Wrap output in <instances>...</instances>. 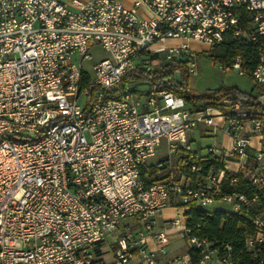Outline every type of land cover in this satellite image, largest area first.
Segmentation results:
<instances>
[{
  "label": "built area",
  "instance_id": "built-area-1",
  "mask_svg": "<svg viewBox=\"0 0 264 264\" xmlns=\"http://www.w3.org/2000/svg\"><path fill=\"white\" fill-rule=\"evenodd\" d=\"M226 36L259 47L254 104L193 109L179 94V65L157 82L125 79L173 62L194 76L191 43L221 46ZM241 60L216 62L247 75ZM199 124L227 145L197 155L188 134ZM262 127L264 0H0V264H205L211 243L188 235L184 213L155 223L175 201L250 212L247 245H264L257 195L221 188L225 172L264 186ZM213 158L223 166H205ZM177 227L201 255L160 263ZM215 264L237 263L226 254Z\"/></svg>",
  "mask_w": 264,
  "mask_h": 264
},
{
  "label": "trees",
  "instance_id": "trees-1",
  "mask_svg": "<svg viewBox=\"0 0 264 264\" xmlns=\"http://www.w3.org/2000/svg\"><path fill=\"white\" fill-rule=\"evenodd\" d=\"M225 52L222 56L211 55L215 61H232L236 54L242 55L241 65L246 69L247 76L258 62L260 50L253 41L236 40L232 36H226L222 45ZM179 65L180 71V91L187 103L193 109H200L205 106H217L224 98L231 100H241L246 104H254L252 90L244 91L235 86H223L220 88L208 89L203 93H196L190 86V80L193 77L185 70L183 63H169L163 68L154 71H143L141 68L129 71L125 79L148 80L157 82L172 75L173 70ZM95 90L93 85L89 86L87 96L90 98ZM264 135V127H262ZM264 144V137H262ZM213 165L221 168L223 162L213 158L205 162V166ZM233 177L229 172H225L224 181L221 185L222 191L241 192L247 196L257 195V207L264 210V186H256L249 179L246 173L240 172L234 175L235 180L230 183ZM185 225L189 228L188 235H194L204 238L211 243L210 249L219 257L229 255L232 262L237 264H264V245L257 244L250 248L247 245V238L253 236L256 227L251 221V213L247 211H232L223 208H201L194 202L184 204ZM259 247V249H257ZM229 248V249H228ZM189 254L192 260L200 257L197 249L189 248Z\"/></svg>",
  "mask_w": 264,
  "mask_h": 264
},
{
  "label": "rangeland",
  "instance_id": "rangeland-1",
  "mask_svg": "<svg viewBox=\"0 0 264 264\" xmlns=\"http://www.w3.org/2000/svg\"><path fill=\"white\" fill-rule=\"evenodd\" d=\"M196 49H203L205 52L197 53L198 62V72L190 80V86L192 90L196 93H203L208 89L220 88L223 86H235L241 90L251 89V79L247 75H239L234 69L222 70L218 67V62H216L210 55L212 53L223 54L225 52L223 46H212L207 47L203 44H194ZM207 50V51H206ZM97 57L106 56L107 53L101 52ZM209 54V55H208ZM195 131L192 136L191 144L200 154L204 155L207 151V146L212 144H219L225 142V137L221 132L213 134L208 131L203 134L199 127L194 128ZM164 148L161 147L157 151L155 158L162 155ZM154 177H161L155 172ZM213 208H223L230 210L231 204L224 201H219L211 204L208 209Z\"/></svg>",
  "mask_w": 264,
  "mask_h": 264
},
{
  "label": "crops",
  "instance_id": "crops-1",
  "mask_svg": "<svg viewBox=\"0 0 264 264\" xmlns=\"http://www.w3.org/2000/svg\"><path fill=\"white\" fill-rule=\"evenodd\" d=\"M194 44H197V43H191L192 47L195 50L199 51L198 53H202V49H199V50L196 49L194 47ZM223 54L212 53L210 55L222 56ZM251 87H252V84H251ZM244 91H247V90H244ZM196 127H199L200 131L203 132V134L205 132L210 131V128L208 126H206V125H203V124H199ZM194 131H195V129H193L188 134V138H189L190 141L192 140V137H191L192 135L191 134H193ZM217 132H221L223 134V136L225 137V142L224 143H219V144L215 143V144L216 145H221V146H226L227 143H228L227 137L224 135V133L221 130H216L215 133H217ZM215 133H213V134H215ZM191 146H192V144H191ZM192 148L194 149L193 146H192ZM194 150L196 151L197 155L202 157V154H200L196 149H194ZM157 174L159 176H162L164 174V171L159 172ZM175 202H176V205L163 208V209H161V210H159V211H157L155 213L154 219H155V223H156L157 226H165V225H167V223H168V221L170 219H172L173 217L179 216L180 214L184 213V211L186 210V207L185 206H179V205H177V201H175ZM127 222H132V220L128 219ZM168 233H169V242L166 245V250L167 251L165 253H159L158 252L157 253V260L160 263H163L168 258L175 257L177 255H183V254H188L190 259L192 260L191 255L188 252L189 248L187 246L186 239H185V237L183 235L182 228L181 227H177V228L171 229V230L168 231ZM146 244L150 248H156V244H155V242L153 241V239L151 237H147L146 238ZM114 246H115V244L111 246V249L114 248ZM104 256L107 259V261L111 260L110 259V251L108 249H105ZM215 256H216L215 252H212L210 257L206 260L205 264H215ZM136 261H137V259L134 258V259L130 260L129 264H137Z\"/></svg>",
  "mask_w": 264,
  "mask_h": 264
}]
</instances>
